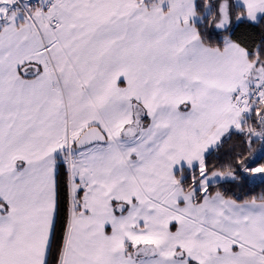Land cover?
I'll list each match as a JSON object with an SVG mask.
<instances>
[{
  "label": "snow or ice",
  "instance_id": "snow-or-ice-1",
  "mask_svg": "<svg viewBox=\"0 0 264 264\" xmlns=\"http://www.w3.org/2000/svg\"><path fill=\"white\" fill-rule=\"evenodd\" d=\"M264 0H0V264H264Z\"/></svg>",
  "mask_w": 264,
  "mask_h": 264
},
{
  "label": "trees",
  "instance_id": "trees-1",
  "mask_svg": "<svg viewBox=\"0 0 264 264\" xmlns=\"http://www.w3.org/2000/svg\"><path fill=\"white\" fill-rule=\"evenodd\" d=\"M264 192V188H257L255 191L251 192V195H260Z\"/></svg>",
  "mask_w": 264,
  "mask_h": 264
}]
</instances>
